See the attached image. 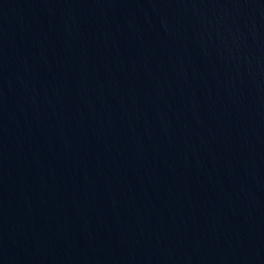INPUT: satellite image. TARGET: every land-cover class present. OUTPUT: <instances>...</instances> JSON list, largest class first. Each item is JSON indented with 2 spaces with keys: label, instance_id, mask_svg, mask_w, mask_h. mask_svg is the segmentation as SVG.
<instances>
[{
  "label": "water",
  "instance_id": "95a60500",
  "mask_svg": "<svg viewBox=\"0 0 264 264\" xmlns=\"http://www.w3.org/2000/svg\"><path fill=\"white\" fill-rule=\"evenodd\" d=\"M0 264H264V0H0Z\"/></svg>",
  "mask_w": 264,
  "mask_h": 264
}]
</instances>
